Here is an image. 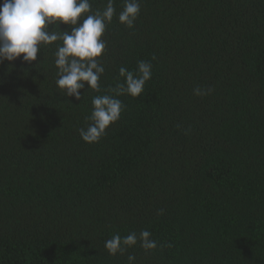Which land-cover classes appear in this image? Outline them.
<instances>
[{
    "label": "trees",
    "instance_id": "16d2710c",
    "mask_svg": "<svg viewBox=\"0 0 264 264\" xmlns=\"http://www.w3.org/2000/svg\"><path fill=\"white\" fill-rule=\"evenodd\" d=\"M113 2L100 92L57 88L59 40L0 62V264H264V0H140L131 29ZM140 60L141 96L84 142L93 97ZM142 230L156 249H105Z\"/></svg>",
    "mask_w": 264,
    "mask_h": 264
},
{
    "label": "clouds",
    "instance_id": "9594fccd",
    "mask_svg": "<svg viewBox=\"0 0 264 264\" xmlns=\"http://www.w3.org/2000/svg\"><path fill=\"white\" fill-rule=\"evenodd\" d=\"M113 0H107L103 11L92 12L89 0H0V62L21 59L31 63L37 59L40 45L61 41L55 52L57 68L56 86L66 97L80 101L81 89L100 92L99 80L105 68L98 62L106 42L101 39L106 27L115 14ZM140 13V0H124L118 21L128 28L134 27ZM52 25H68L69 30L50 31ZM122 82L109 91L113 94L97 95L92 99L90 123L79 129L84 142L96 143L105 135L110 124L119 120L124 110L123 102L117 97L129 95L140 97L144 86L152 76V64L140 60L135 71L121 66ZM211 89L195 88L193 94L207 95ZM162 214V212L160 213ZM146 251L157 248L151 233L142 230L121 237L115 234L105 242L110 255L123 254L137 242ZM128 264H135V256L127 257Z\"/></svg>",
    "mask_w": 264,
    "mask_h": 264
}]
</instances>
